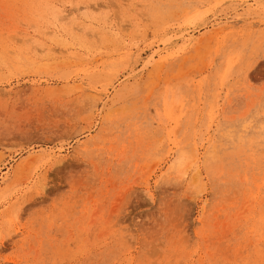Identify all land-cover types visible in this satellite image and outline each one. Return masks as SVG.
<instances>
[{
    "label": "rangeland",
    "instance_id": "obj_1",
    "mask_svg": "<svg viewBox=\"0 0 264 264\" xmlns=\"http://www.w3.org/2000/svg\"><path fill=\"white\" fill-rule=\"evenodd\" d=\"M0 264H264V0H0Z\"/></svg>",
    "mask_w": 264,
    "mask_h": 264
}]
</instances>
